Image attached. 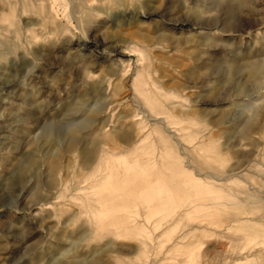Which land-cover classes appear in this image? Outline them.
<instances>
[{"label":"rangeland","instance_id":"rangeland-1","mask_svg":"<svg viewBox=\"0 0 264 264\" xmlns=\"http://www.w3.org/2000/svg\"><path fill=\"white\" fill-rule=\"evenodd\" d=\"M0 207V264H264V0H0Z\"/></svg>","mask_w":264,"mask_h":264},{"label":"bare ground","instance_id":"bare-ground-1","mask_svg":"<svg viewBox=\"0 0 264 264\" xmlns=\"http://www.w3.org/2000/svg\"><path fill=\"white\" fill-rule=\"evenodd\" d=\"M90 1V0H89ZM27 192V191H26ZM3 206H5V205H3ZM2 207V206H1ZM1 207H0V218L4 215V212H3V210L1 209Z\"/></svg>","mask_w":264,"mask_h":264}]
</instances>
